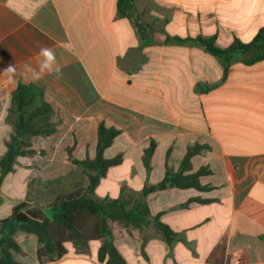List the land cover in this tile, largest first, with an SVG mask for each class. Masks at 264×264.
<instances>
[{
  "label": "crops",
  "instance_id": "obj_1",
  "mask_svg": "<svg viewBox=\"0 0 264 264\" xmlns=\"http://www.w3.org/2000/svg\"><path fill=\"white\" fill-rule=\"evenodd\" d=\"M134 6L137 22L120 14L118 0H0L2 146L7 150L13 128L6 118L20 82L43 88L57 125L55 134L34 137L37 154L19 157L6 176L13 175L9 184L20 180L19 194L9 195L1 183L9 206L0 204L6 214L0 220L17 204L47 206L61 192L86 187L72 158H96L105 122L121 131L105 157L122 154L123 163L108 170L93 196L150 220L109 222L127 264H264V57L237 53L225 71L203 47L175 40L216 37L220 48L250 43L264 27V0H134ZM157 32L165 41H155ZM42 47L55 53L59 77L33 78ZM152 142L149 171L144 156ZM195 145L208 148L186 174L208 168L200 177L207 189L143 193L168 167L178 172ZM156 219L173 231L172 243ZM14 239L17 262L41 264L35 234L18 231ZM102 243L91 242L88 254L67 244V255L50 264H103Z\"/></svg>",
  "mask_w": 264,
  "mask_h": 264
},
{
  "label": "trees",
  "instance_id": "obj_2",
  "mask_svg": "<svg viewBox=\"0 0 264 264\" xmlns=\"http://www.w3.org/2000/svg\"><path fill=\"white\" fill-rule=\"evenodd\" d=\"M118 7L122 16L137 22L134 0H118ZM175 40L203 47L223 63L225 71L229 69L237 53L256 52L258 58L264 57V27L250 43L236 40L227 48H220L216 43V37ZM53 113V106L47 101L42 87L35 83H19L12 93L11 106L6 118L13 130L10 139L6 142V153L0 158V185L4 177L15 171L19 157L37 154L33 148L34 137H48L56 133L57 125L52 121ZM120 133L119 129L101 122L96 158L77 160L71 157L73 163L87 177L86 187L81 186L72 191L61 192L47 206L26 202L17 204L8 218L0 220V264H21L15 260L12 253L21 251V247L14 239L18 231L35 234L38 237V256L41 264L54 263L66 256L67 244H72L80 254H88L90 243L94 241L103 242L99 250L101 263L127 264L116 247L109 222L117 221L125 226H143L150 220L145 213H140L139 209L127 210L120 201L98 200L93 196L95 188L108 170L123 163L122 154L113 158L105 157V151L111 147ZM207 148L201 145L190 147L178 172L168 167L164 179L156 185L146 187L143 193L146 195L169 188L207 189L208 187L201 185L200 177L209 174L208 168L203 167L195 173L186 174L192 170V158ZM155 149L156 144L152 142L145 152L144 163L149 171ZM155 222L165 240L172 243L173 231L158 219Z\"/></svg>",
  "mask_w": 264,
  "mask_h": 264
},
{
  "label": "clouds",
  "instance_id": "obj_3",
  "mask_svg": "<svg viewBox=\"0 0 264 264\" xmlns=\"http://www.w3.org/2000/svg\"><path fill=\"white\" fill-rule=\"evenodd\" d=\"M40 55L43 57V60L40 64L39 71L33 70V78L35 80L41 79L45 72L49 74L54 72L58 77L62 75L61 69L57 64L55 53L50 48L42 47L40 49ZM9 71H14V69L10 66Z\"/></svg>",
  "mask_w": 264,
  "mask_h": 264
},
{
  "label": "rangeland",
  "instance_id": "obj_4",
  "mask_svg": "<svg viewBox=\"0 0 264 264\" xmlns=\"http://www.w3.org/2000/svg\"><path fill=\"white\" fill-rule=\"evenodd\" d=\"M1 117L2 116L0 115V120H1ZM2 139H3V132L0 131V152H1L0 158L4 155L5 150H6V148L4 146H2V143H1ZM9 176L10 177L3 178L2 182L4 184V187L2 186L3 188H1V189H4L5 191H7L9 193V195L14 196V195L19 194V191L21 189L20 188V180L17 179L15 181V184H13V183L9 184L8 181H9V179L12 178L13 175H9ZM2 203H3V207L5 206V208H8L9 204L6 203L4 196L0 195V204H2ZM2 215H6L4 210L0 211V216H2Z\"/></svg>",
  "mask_w": 264,
  "mask_h": 264
},
{
  "label": "water",
  "instance_id": "obj_5",
  "mask_svg": "<svg viewBox=\"0 0 264 264\" xmlns=\"http://www.w3.org/2000/svg\"><path fill=\"white\" fill-rule=\"evenodd\" d=\"M161 36H163V34L162 33H160V32H157L156 34H155V41H157V42H163V41H165V39L164 40H161V39H159V38H161Z\"/></svg>",
  "mask_w": 264,
  "mask_h": 264
}]
</instances>
